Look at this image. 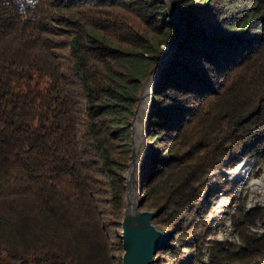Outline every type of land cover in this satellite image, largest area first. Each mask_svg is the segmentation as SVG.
<instances>
[{"label": "trees", "instance_id": "16d2710c", "mask_svg": "<svg viewBox=\"0 0 264 264\" xmlns=\"http://www.w3.org/2000/svg\"><path fill=\"white\" fill-rule=\"evenodd\" d=\"M172 2L186 38L166 0H0V264H123L132 122L181 34L146 137L155 264L191 239L188 264H264L261 207L196 240L212 174L264 162V0Z\"/></svg>", "mask_w": 264, "mask_h": 264}, {"label": "rangeland", "instance_id": "374dc122", "mask_svg": "<svg viewBox=\"0 0 264 264\" xmlns=\"http://www.w3.org/2000/svg\"><path fill=\"white\" fill-rule=\"evenodd\" d=\"M171 17L173 16L171 15ZM183 36L186 38L184 33ZM155 90L156 88H154L149 100L150 112L148 113V117L146 121L143 123L141 122L140 125L143 133H145V129L148 126L151 110L153 111L154 108L153 96L154 92H156ZM144 143L142 151L145 156L148 157L149 161L151 147L148 145L147 140H144ZM220 180L222 183H235L234 188L231 189L232 194L218 190L217 183ZM211 182L206 192L212 189L213 193L207 198L203 197L202 199V204L205 208L204 222L206 227L199 231L196 240L200 242H207L208 240H233L232 227L228 216L238 204L244 206L247 210L254 207H261L264 209V162H250L241 159L237 161L234 166L213 173ZM236 186L237 188H235ZM254 231L262 232L263 228L254 229ZM193 241L195 240L191 239L188 242H175L164 264H188L189 258L194 255L191 250Z\"/></svg>", "mask_w": 264, "mask_h": 264}, {"label": "water", "instance_id": "95a60500", "mask_svg": "<svg viewBox=\"0 0 264 264\" xmlns=\"http://www.w3.org/2000/svg\"><path fill=\"white\" fill-rule=\"evenodd\" d=\"M166 1L170 8V14L173 16L172 18L174 20V23L180 27V32L183 33L185 23L176 11L175 5L172 0ZM181 39L182 34L170 45L167 51L163 54L157 68L155 69V73L158 72L159 75L157 85L155 86V91H157L160 83L159 80L161 79L165 69L169 66L171 59L175 54L177 44ZM168 54H172L169 59H167ZM164 60L165 63L161 67V64ZM150 78L148 79V81L150 80ZM147 82L143 84V91L144 86ZM143 91L140 95V102L135 112V118L132 122V162L130 164L129 173L126 175V186L128 193L125 201V217L122 222L123 232L121 236L124 248V255L122 258L123 264H155V257L158 251L167 247L171 242V238L168 232L158 229L157 226L154 224V220L156 219L157 214L152 211L141 210L143 204V199L141 198V184L148 174L149 161L148 157L145 156L143 151H141L140 153L139 160L135 161L134 149L136 136V121L140 112ZM155 93L156 92H154V95ZM154 101L155 99L153 96V103ZM147 132L148 126L145 129L144 140H146ZM130 178L132 179L130 180Z\"/></svg>", "mask_w": 264, "mask_h": 264}, {"label": "bare ground", "instance_id": "6f19581e", "mask_svg": "<svg viewBox=\"0 0 264 264\" xmlns=\"http://www.w3.org/2000/svg\"><path fill=\"white\" fill-rule=\"evenodd\" d=\"M172 54H168V58L171 56ZM165 63V60L162 62L161 67L163 66V64ZM158 72H156L151 78L150 80L145 84L144 86V91H143V96L141 99V107H140V112L139 115L137 117V121H136V136H135V161L139 160L140 157V153L142 151V148L144 146V133L141 130V122H145L147 117H148V113L150 112L149 110V100L151 98V95L153 93V90L158 82ZM132 178H130L131 180ZM134 179V176H133Z\"/></svg>", "mask_w": 264, "mask_h": 264}]
</instances>
